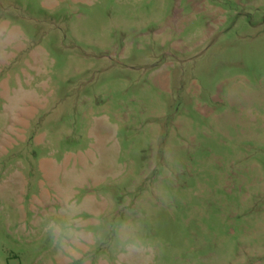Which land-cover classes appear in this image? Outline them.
Returning <instances> with one entry per match:
<instances>
[{
	"label": "rangeland",
	"instance_id": "obj_1",
	"mask_svg": "<svg viewBox=\"0 0 264 264\" xmlns=\"http://www.w3.org/2000/svg\"><path fill=\"white\" fill-rule=\"evenodd\" d=\"M68 187L158 264H264V0H0V264H61Z\"/></svg>",
	"mask_w": 264,
	"mask_h": 264
},
{
	"label": "clouds",
	"instance_id": "obj_2",
	"mask_svg": "<svg viewBox=\"0 0 264 264\" xmlns=\"http://www.w3.org/2000/svg\"><path fill=\"white\" fill-rule=\"evenodd\" d=\"M40 223L61 264H93L98 249L104 250L102 264H158L165 248L142 217L106 216L95 200L80 197L72 187L49 203Z\"/></svg>",
	"mask_w": 264,
	"mask_h": 264
}]
</instances>
